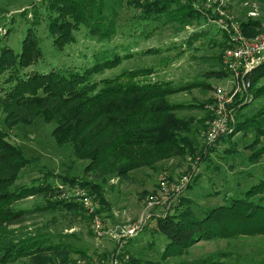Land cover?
<instances>
[{"label":"rangeland","instance_id":"374dc122","mask_svg":"<svg viewBox=\"0 0 264 264\" xmlns=\"http://www.w3.org/2000/svg\"><path fill=\"white\" fill-rule=\"evenodd\" d=\"M50 1L0 0V50L9 47L15 53L20 52L22 40L29 29L38 38L42 58L25 72H83L102 57L112 59L117 56L120 58L118 64L93 73L90 80L99 82L123 72L153 67L152 80L182 85L207 80L204 76L207 71L215 67L222 69V65L212 60L223 54L218 42L223 39L222 33L225 32L213 19L208 20L204 15L202 5L205 0L194 1L193 7L203 15L184 26L175 20L176 16L172 13L176 8L174 3L170 5L168 15L145 19L140 17L141 10L130 4L129 0H107L102 18L106 23L114 24V33L106 39L100 38L90 35L88 28L82 25L73 32L74 41L61 49L54 45V36L48 29L50 17L55 15L49 9ZM227 5L228 14L236 22L249 18L264 19V0H227ZM251 11L257 15L250 17L248 13ZM154 49L159 52L145 54L147 50ZM10 73L0 76V132L6 133L8 139L19 146L29 160L27 166L18 173L15 186H31L41 180L49 182L54 190L59 188L66 191L65 195H71L81 187L74 182H64L65 177L99 183L107 202L100 212L107 233L97 237L81 209L74 212L61 209L38 211L37 208L45 206L48 195L32 194L15 204L18 209L31 213L9 230H14L17 238L36 237L46 240V245H68L74 251L68 252L65 263L62 262L65 250H60L6 264H70L81 257V253L75 250L84 252L89 259H101V255L107 257L116 246L113 237L116 227L131 223L142 214L149 218L146 225L149 230L128 240L124 247L125 252L140 264H188L215 253L229 254L220 260L231 264L264 257V238L254 237L197 241L181 255L163 259L167 241L150 230L151 216L169 210L180 198L191 201L194 212L199 214L201 210L225 205L231 198L240 196L252 185L264 180V153L256 161L249 158L254 151L264 150V134L257 135L256 129L259 125L264 129V111L256 116L260 108L264 107V98L254 99L253 95H247L242 99L241 106H246L234 119L240 124L246 122L242 125L245 129L237 132L233 130L235 134L232 139L214 143L207 160H201L200 155H196L207 144L206 128L204 130L201 127V122H209L207 114L196 109L182 110L176 114L190 122L189 136L193 142L195 159L188 155L183 158L176 156L156 163L153 169L139 168L131 171L126 178L110 176L101 183L93 175L84 173L86 160L75 158L69 146L58 147L55 144L51 134L53 124L45 123L42 118L13 126L4 122L2 88L8 86L5 80ZM208 81L220 85L216 78ZM259 84H264V79ZM211 98V90L193 88L175 94L168 100L199 103L210 101ZM54 196L49 195V198Z\"/></svg>","mask_w":264,"mask_h":264},{"label":"trees","instance_id":"16d2710c","mask_svg":"<svg viewBox=\"0 0 264 264\" xmlns=\"http://www.w3.org/2000/svg\"><path fill=\"white\" fill-rule=\"evenodd\" d=\"M194 1L129 0V3L139 8L140 17L145 19L168 15L170 5L174 3L176 8L172 13L176 16L175 20L184 26L203 15L193 7ZM106 5L107 0H51L49 9L55 15L50 17L48 29L54 36V45L61 49L74 41L73 32L78 31L82 25L88 28L92 36L106 39L112 35L114 24L106 23L102 18ZM262 21L264 19L241 20L239 24L242 33L246 37L254 36L260 31ZM222 36L218 45L224 51L232 44L226 32ZM150 52L159 51L147 50L145 54ZM42 55L38 38L31 29L22 40L20 52L15 53L9 47L0 50V76L11 72L5 80L8 86L2 88L4 122L13 126L42 118L45 123L53 124L51 134L55 144L58 147L69 146L75 158L86 160L84 173L93 175L100 182L110 176L126 178L131 171L139 168L153 169L156 163L176 156L183 158L188 155L195 159L193 142L189 136L190 122L178 117L176 113L182 110H201L210 121L213 118L209 109L212 98L199 103L170 102L168 99L193 88L212 91L217 86L209 83L210 78H216L221 83L228 76L221 60L222 53L212 60L222 65V69L207 71L204 74L207 80L182 85L152 80L150 76L155 71L153 67L123 72L99 82L90 80L93 73L118 64L120 58L117 56L112 59L102 57L83 72H25ZM246 79L249 87L236 95L231 103L234 117L245 108L246 105L241 104L247 95H253L254 99L264 98V84H259L264 79V61L249 72ZM262 111L264 107L260 108L256 116ZM245 123H237L234 119L231 126L237 132L245 129L242 126ZM201 127L205 130L207 126L201 122ZM256 129L257 135L264 134L260 125ZM235 132L223 134L216 142L232 139ZM214 143L203 145V150L196 155H200L201 160H207ZM262 153L264 150H256L249 158L256 161ZM28 162L23 150L11 142L6 133L0 132V262L12 263L22 258L41 256L47 251L65 250L66 255L62 260L65 263L68 252L74 251L68 245L55 247L46 245V240L36 237L17 238L15 231L9 230L31 213L18 209L15 204L32 194L48 195L45 206L37 208L38 211L61 209L74 212L81 209L85 218L91 221V216L86 214L78 202L72 198H60L66 191L59 188L54 190L49 182L40 180L31 186L16 187L18 173ZM63 179L64 182H74L88 190L99 205L98 214L107 206L99 183L67 177ZM52 194L55 196L49 198ZM150 221L151 232L163 236L167 241L163 259L181 255L197 241L264 238V180L252 185L240 196L231 198L225 205L201 210L199 214L194 212L191 201L180 198L175 206L164 213L153 214ZM147 230L145 227L143 232ZM75 252L87 258L84 252ZM228 255L215 253L188 264H231L220 260ZM100 257L105 258L104 255ZM125 264L140 262L129 256ZM234 264H264V257Z\"/></svg>","mask_w":264,"mask_h":264},{"label":"built area","instance_id":"2783aa9c","mask_svg":"<svg viewBox=\"0 0 264 264\" xmlns=\"http://www.w3.org/2000/svg\"><path fill=\"white\" fill-rule=\"evenodd\" d=\"M227 0H205L203 8L206 17L220 26L230 36L231 46L224 49L222 63L228 76L224 82L212 90V103L209 107L213 118L206 125V142L212 144L223 134L233 131L231 124L234 122L233 98L249 87L246 79L247 74L264 61V21L261 23L260 31L252 37H246L242 33L239 22L228 14ZM209 9V10H208ZM250 17L256 16L255 11L248 13ZM60 198H70L78 202L86 214L91 216V225L97 237L104 236V224L100 214L97 213L98 203L95 197L84 188H77L71 195L62 194ZM148 217L142 214L137 220L117 226L114 231L116 246L114 251L107 257L99 259L78 257L70 264H125L129 255L124 247L128 240L136 237L147 225Z\"/></svg>","mask_w":264,"mask_h":264},{"label":"crops","instance_id":"0c3cea01","mask_svg":"<svg viewBox=\"0 0 264 264\" xmlns=\"http://www.w3.org/2000/svg\"><path fill=\"white\" fill-rule=\"evenodd\" d=\"M232 10V9H231ZM216 68V67H215ZM215 68H213V69H215ZM217 69V68H216ZM224 82V81H223ZM223 82H221V83H223ZM220 82H219V84H221Z\"/></svg>","mask_w":264,"mask_h":264}]
</instances>
